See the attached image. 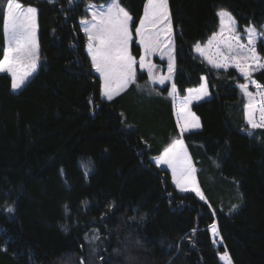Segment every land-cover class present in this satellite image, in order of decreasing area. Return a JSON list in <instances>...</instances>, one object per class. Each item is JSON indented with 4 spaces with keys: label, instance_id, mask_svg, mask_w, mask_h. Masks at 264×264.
Here are the masks:
<instances>
[{
    "label": "trees",
    "instance_id": "16d2710c",
    "mask_svg": "<svg viewBox=\"0 0 264 264\" xmlns=\"http://www.w3.org/2000/svg\"><path fill=\"white\" fill-rule=\"evenodd\" d=\"M145 1L122 0L136 26ZM18 2L38 9L40 65L16 93L11 77L0 74V189L14 208L0 212V264H166L178 246L191 264H211L205 229L212 223L232 264H264V129L248 135L237 70L213 68L194 52L217 32L220 9L233 14L238 31L250 23L260 30L264 0H168L177 94L201 77L210 93L191 105L201 127L183 136L207 203L179 193L153 161L178 135L168 84L151 94L132 84L111 101L101 98L79 20L87 3L106 0ZM131 50L139 58L135 41ZM252 78L264 86V70ZM75 156L88 188L80 226L31 237L19 215L24 181Z\"/></svg>",
    "mask_w": 264,
    "mask_h": 264
},
{
    "label": "snow or ice",
    "instance_id": "6c2138e0",
    "mask_svg": "<svg viewBox=\"0 0 264 264\" xmlns=\"http://www.w3.org/2000/svg\"><path fill=\"white\" fill-rule=\"evenodd\" d=\"M48 2L54 3V0ZM88 9L91 11V21H82L83 31L88 40L87 53L91 58V67L99 74L101 81L102 99L111 101L134 84L137 79V65L140 69H147L149 78L154 83L158 80L159 84L164 85L166 81L173 79L175 49L168 0H146L143 17L139 19L138 26L123 6L122 0H106V6L99 7L90 3ZM37 12L38 9L34 6H24L18 0H6L3 30L7 46L3 51V57L0 58V73L10 74L13 91L21 89L37 70L39 62ZM217 16L219 31L213 33L205 47H201L198 42L194 46L195 51L216 69L234 66L248 81L239 87L248 98L245 116L251 129L248 135L252 136L256 130L264 129V86L252 79L254 72L264 70V57L257 50L259 44L261 51H264V31H259L255 24H248L243 28L247 42L241 43L244 37L238 31L237 20L233 14L226 9H220ZM261 28H264V25ZM133 31L142 49L138 60L130 51V44L134 42ZM225 33L228 34L227 39L224 38ZM154 54H159L161 59L167 56L168 75L153 77L155 65L147 62V58ZM249 83L255 85L257 89L255 94L248 91ZM187 92L188 95L180 101L177 112L180 138L173 140L154 162L157 166L167 165L171 169L172 180L180 192L194 193L201 201L207 203L197 184L196 169L183 139L185 133L201 127L199 117L191 111V105L209 95L207 81L204 80L198 89H188ZM176 94L177 85L172 83L169 95L175 99ZM256 97L261 98L259 104L256 103ZM257 111L259 120L255 118ZM235 208L233 205V210ZM6 211L13 212L14 208L9 207ZM209 227L214 237L219 235L216 223ZM195 231L193 229V233ZM98 239H100L98 234L91 237L92 241ZM220 259L226 264H232L227 252ZM81 264H84L83 260Z\"/></svg>",
    "mask_w": 264,
    "mask_h": 264
},
{
    "label": "rangeland",
    "instance_id": "374dc122",
    "mask_svg": "<svg viewBox=\"0 0 264 264\" xmlns=\"http://www.w3.org/2000/svg\"><path fill=\"white\" fill-rule=\"evenodd\" d=\"M55 1L56 0H54V2ZM3 2L4 0H0V6L3 4ZM89 4L90 3L86 4L85 14L79 20L81 30L85 36L86 34L83 31L82 21H91V11L88 9ZM95 5H97L98 7L106 6V3L95 4ZM142 17H143V14L141 18ZM218 31H219V28L217 32ZM37 35H38V25H37L36 36ZM172 38H173V34H172ZM208 39L204 43L201 44V47H205L207 45ZM133 41H135V44L139 47L138 37L135 36V33L133 34ZM37 42H38V39H37ZM87 43H88V40L86 36V42H85L86 53H87ZM4 44L6 47L7 46L6 37L4 40ZM131 47H132V43L130 44V51L132 52ZM257 50L259 51L260 48H258ZM194 52L196 55L202 58L207 64L213 67L208 62L207 59H205L204 57H202L199 53L195 51V47H194ZM140 54H142L141 48H140ZM88 57L91 62V58L89 55ZM138 59L139 58H137V60ZM156 59L159 62L163 61L164 66L157 63L155 61ZM147 62H150L153 65H155V68L153 69L154 78H158L162 75H165V76L168 75V67H167L168 58L166 55L164 56L163 59H161L159 54H154L147 58ZM39 65H40V52H39V62L37 65V70L39 68ZM229 67L231 66L229 65ZM92 70L99 77V74L96 73L93 68ZM36 72L28 79V81L36 74ZM142 72L146 74V79L145 80L136 79L134 84L137 86V88H139L142 92H145L146 94L157 92L159 88H162L166 84L169 85L171 82V81H166L164 85H161L158 83V80H157V82L154 83L153 80L149 78L147 69H140L139 66L137 65V77H138V74ZM8 75L10 76V74ZM19 90H16V91L11 90V92L16 93ZM100 91H101V86H100ZM209 96H210V93L207 97H205V99L209 98ZM181 100L182 99L179 98L178 96H177V99H172L176 121H177V112L179 111V104ZM255 118L259 120V112L255 113ZM178 135H179V129H178ZM178 135L175 137L176 139L178 138ZM159 167L164 168L169 172L173 186L179 193H182L175 186L172 180L171 169H169L167 165H160ZM195 175H196L197 184L200 188V185L198 183L197 173H195ZM186 193H191V192H186ZM87 194H88V188H87L86 171H85L82 160L78 156H75L72 160L66 162L60 168L49 169L43 172H38L35 177L26 179L23 184V201L19 207L20 220L24 226L26 233L35 239L41 240L43 233L50 229L57 228L63 234H68L72 230L78 228L81 224L82 216L87 212V209H86ZM197 198L199 199V197ZM11 206H12V203H11L10 196L4 190L0 189V212ZM205 236L209 244L208 254H209L211 264H226L225 261L220 259V257L224 255L226 252L223 248V242L221 240L220 235L214 237L210 231V227L208 226L205 229ZM166 264H191V262L189 258L187 257V255L184 253L181 246H178L177 251L167 261Z\"/></svg>",
    "mask_w": 264,
    "mask_h": 264
},
{
    "label": "crops",
    "instance_id": "0c3cea01",
    "mask_svg": "<svg viewBox=\"0 0 264 264\" xmlns=\"http://www.w3.org/2000/svg\"><path fill=\"white\" fill-rule=\"evenodd\" d=\"M4 13H5V8H4V11H3V24H4ZM259 31H264V28H261ZM240 33H241V36L242 37H244V34H243V30L242 31H240ZM225 39H227L228 38V34L227 33H225V37H224ZM3 39L5 40V34H4V30H3ZM247 42V40H246V37H244V38H242L241 39V43H246ZM259 45V44H258ZM4 49H5V44H4ZM258 53L262 56V57H264V51H258ZM231 67H233L234 69H236L234 66H232V65H230ZM237 70V72L239 73V75H241V73L239 72V70L238 69H236ZM242 76V75H241ZM243 77V76H242ZM173 78H174V76H173ZM201 78H204L203 80L201 79V83H203L204 82V80H206V78L205 77H201ZM245 78L243 77V81L239 84V85H241V84H245V83H248V81H246V80H244ZM253 79V78H252ZM172 83H173V79L171 80V82H170V84H169V86H170V89H169V92L171 91V85H172ZM201 83H200V85H201ZM200 85L198 86V87H196V88H190V89H198L199 87H200ZM239 85H238V89L240 90V92H241V95H242V97H243V99H244V120H245V122H246V124H247V121H246V116H245V106L248 104V98L243 94V92H242V90L240 89V87H239ZM11 90H12V88H11ZM188 90V89H187ZM187 90H186V93H185V95L184 96H178V94H176V98L175 99H177V96L179 97V98H181V99H183L185 96H187L188 95V92H187ZM248 91L249 92H252L253 94H255L256 92H257V89H256V87H255V85H253V84H251V83H249L248 84ZM208 92H209V90H208ZM169 95V94H168ZM169 97L171 98V104H172V112H173V117H174V121H175V124H176V127H177V121H176V119H175V113H174V108H173V101H172V99H173V97H171L170 95H169ZM205 99V98H204ZM261 102V98L260 97H256V103L257 104H259ZM194 103V102H193ZM258 112V111H257ZM177 130H178V127H177ZM194 130H196V129H194ZM178 138H180L179 137V135H178ZM176 138H174L173 140H175ZM172 142L173 141H171L170 143H169V145H167L166 147H169L171 144H172ZM189 154V153H188ZM190 156V155H189ZM192 161V160H191ZM155 163V162H154ZM193 164V163H192Z\"/></svg>",
    "mask_w": 264,
    "mask_h": 264
}]
</instances>
